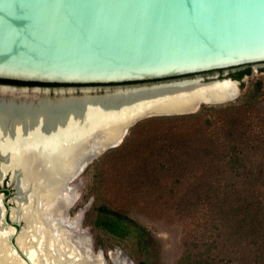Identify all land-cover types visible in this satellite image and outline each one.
I'll list each match as a JSON object with an SVG mask.
<instances>
[{"label":"water","instance_id":"95a60500","mask_svg":"<svg viewBox=\"0 0 264 264\" xmlns=\"http://www.w3.org/2000/svg\"><path fill=\"white\" fill-rule=\"evenodd\" d=\"M260 63L264 0H0V80L61 85L53 90L0 83L16 91L97 94L226 70L223 78L218 74L203 82L229 79L239 93L240 82L226 77L228 70ZM134 83L140 84L128 85ZM176 115L128 122L119 143L86 157L72 176L120 146L138 122ZM7 175L0 173V183ZM6 206L5 224L20 232L22 222L12 220ZM10 244L32 264L15 236Z\"/></svg>","mask_w":264,"mask_h":264},{"label":"trees","instance_id":"16d2710c","mask_svg":"<svg viewBox=\"0 0 264 264\" xmlns=\"http://www.w3.org/2000/svg\"><path fill=\"white\" fill-rule=\"evenodd\" d=\"M248 74L250 68L234 78L241 80ZM262 89L257 81L239 100L220 106L221 122H176L167 130L141 133L144 139L137 146L132 137L127 138L105 155L104 159L124 150L134 153L123 163L133 168L130 185L123 187L115 205L127 201L151 211L161 205L181 222L185 236L177 264H264V122H257ZM149 123L139 122L135 127ZM164 151L183 153L167 161ZM98 192L97 201L86 213L93 231L113 237L131 257L139 259L138 264H161L158 238L122 208L105 202L104 194ZM95 238L101 249L108 247L98 235Z\"/></svg>","mask_w":264,"mask_h":264},{"label":"bare ground","instance_id":"6f19581e","mask_svg":"<svg viewBox=\"0 0 264 264\" xmlns=\"http://www.w3.org/2000/svg\"><path fill=\"white\" fill-rule=\"evenodd\" d=\"M84 93L49 97L0 87V173H12L18 196L13 199L16 207L11 208V217L26 225L17 232L5 224L0 196V264H29L11 246L12 236L32 264H47L48 251L54 252L58 242L68 264H96L81 241L74 242L67 233L63 213L69 176L79 170L86 157L119 143L128 122L151 114L195 113L203 105L223 104L239 94L234 81L204 83L203 77Z\"/></svg>","mask_w":264,"mask_h":264},{"label":"rangeland","instance_id":"374dc122","mask_svg":"<svg viewBox=\"0 0 264 264\" xmlns=\"http://www.w3.org/2000/svg\"><path fill=\"white\" fill-rule=\"evenodd\" d=\"M249 68H250V74L244 76L243 79L239 81L240 92L233 100L218 105H203L195 113L176 115V116L151 117L144 119L140 122H151V123H149L148 126H145L147 125L145 124L144 125L145 127L137 128L135 126L139 123L138 122L128 131L124 141L127 138L129 139L132 137L131 139L134 140L133 143L137 146L144 139V135H141V133L148 131L151 134H153V132L161 131L162 129L167 130L171 126H176L177 125L176 122H221L219 119L220 116L217 112L219 107L239 100L241 97H243L252 89V87L257 81H260L262 83L263 86L262 90L264 94V63L228 70V74L229 72L231 74H235V73L237 74ZM225 72L226 71L215 72V75H217V73H220L222 75ZM231 74H229L226 77H231ZM200 77L203 76L202 75L195 76V79ZM221 78L223 77L221 76ZM183 79H187V77ZM40 87L47 88L49 86H40ZM81 87L82 86H65L63 88L65 89L72 88V89L80 90ZM50 88L53 90L61 89V86L50 87ZM84 94L85 93H80V91H78L74 95H84ZM90 94H94V93H90ZM40 95L44 96V94H40ZM65 95L69 96L70 94L66 93ZM56 96L57 95L54 94V92H50L49 94V97H56ZM257 111L259 112L257 122H264V95H261L260 97V102L257 105ZM193 115H198V116L196 119L187 118ZM177 116H183V117H177ZM164 117L167 118L165 119ZM133 130H134V134H131ZM163 148L167 149L166 147ZM112 149L114 148L107 150L106 152L98 156L96 159H94V161L80 175L73 177L72 176L73 173H72V175L69 176L70 179L67 180V185H65L66 209L64 210V213L62 212L66 219L65 226L67 228L68 235L70 234L71 237L73 236L72 238L74 239V242H77V240L81 241V244L87 249V251H90V254L93 257L96 264H100V263L138 264L139 263V259L136 257L134 258L131 257L128 251L124 249L121 245H119V243L113 237L107 236L103 233L94 232L92 226L89 225L88 221L86 220V213L94 206L95 202L97 201V194L100 193L98 191H101V194H104V197L102 198L104 199L105 202L111 203L113 207L116 206L115 208L118 209L122 208L124 212L128 213L131 217H133L142 225H144L154 236L158 238V240L162 244L161 264H177L183 253V238L185 236V229L182 226L181 222L177 220L174 214L172 216L169 212H166L167 208L163 210L161 205L158 206V210L154 209L153 211H151V209L147 207L145 208V206H142L140 204L139 205L128 204L127 201L119 200L121 202L120 204H122L123 206L115 205L114 201L116 199H119V195L125 191L123 187H127V186L129 187L130 185L129 180L131 179L130 173H131L132 165L131 167L128 168V167H124L123 163L127 158L134 157V153L133 152L124 153L126 151L124 150L122 152H117L104 159L106 153ZM177 152L178 151H174V152L164 151L163 155L165 157V160L173 161L175 159L182 157L183 152L182 151H179L178 153ZM1 161L2 160L0 158V162ZM98 162H100L101 164L97 165ZM121 175L124 178L123 180L120 177ZM98 184H100L101 186L98 187ZM97 188H100L101 190ZM3 189L9 190L10 193L8 194V192H4ZM17 193L18 192H16L15 183L13 182V180L10 179V174H8L6 178L0 183V194H1L0 196L2 197V199L6 197V201H7L6 204L2 202L4 207H7L6 206L7 204L11 208L16 207L13 198L14 197L16 198L18 196ZM78 216H80L81 220L77 218ZM76 218L78 220H76ZM67 221L70 222V224H68ZM22 226L23 229H25L26 225L24 222H22ZM62 234L65 235V232H63ZM74 235L77 236V239L76 237H74ZM97 235L101 240L104 241V244L106 243L108 245V247H106V249H102V251H101V247L96 242L95 237H97ZM15 241L17 242L16 239ZM123 244L127 247H129L130 245V243H123ZM59 245L60 243L58 242V246L55 247L54 252L51 250L48 251L51 254H49L50 256L48 262H46L47 264H68L66 258L62 256V254L64 255L65 250L63 246L61 245L59 246ZM61 247L62 250L60 249ZM96 258L98 260H96Z\"/></svg>","mask_w":264,"mask_h":264},{"label":"flooded vegetation","instance_id":"af4514ba","mask_svg":"<svg viewBox=\"0 0 264 264\" xmlns=\"http://www.w3.org/2000/svg\"><path fill=\"white\" fill-rule=\"evenodd\" d=\"M230 70H232V69H230ZM215 72H221V71H215ZM215 72H209V73H203V74H200V75H202L203 76V78L205 79V80H207L209 77H213V76H216L215 75ZM224 72V71H223ZM233 73V72H232ZM219 74V77H223L224 76V74H220V73H217V75ZM229 74H231L230 72H229ZM228 74V75H229ZM195 76H198V75H192V76H186L187 77V79H183V78H186V77H181V78H175V79H167V80H162V81H156V82H163L162 84H166V83H171V82H166V81H172V82H179V81H183V80H193V79H195ZM234 76H236V73L235 74H231V77L232 78H234ZM198 79V78H197ZM174 80H176V81H174ZM240 81V80H239ZM152 83V82H151ZM154 83V82H153ZM137 84H140V83H134V84H128V85H137ZM141 84H143V83H141ZM11 85H13V84H11ZM157 85H161V84H157ZM17 86H29V85H17ZM36 86V85H35ZM35 86H29V87H35ZM153 86H156V85H153ZM50 87V86H49ZM149 87H152V86H149ZM4 190V189H3Z\"/></svg>","mask_w":264,"mask_h":264}]
</instances>
